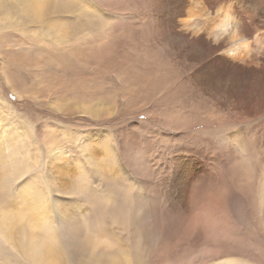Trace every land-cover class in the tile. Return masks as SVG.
Masks as SVG:
<instances>
[{"label":"rangeland","instance_id":"rangeland-1","mask_svg":"<svg viewBox=\"0 0 264 264\" xmlns=\"http://www.w3.org/2000/svg\"><path fill=\"white\" fill-rule=\"evenodd\" d=\"M99 2L103 7L96 0H77L88 12L59 9L53 15L58 17L57 28L65 26L64 39L31 25L25 26L30 35L8 24L1 29L2 131L13 144L19 140L18 149L27 142L45 161L49 149L55 156H70L76 177L91 178L92 183L97 178L85 158L93 157L96 147L111 151L113 178L132 191L130 200L121 201L114 211L111 246L103 250L105 256L119 260L115 264L129 257L130 264H181L200 247L219 249L213 261L264 264V217L255 216L249 199L237 190L246 175L250 173L254 181L264 167L263 143L257 140L255 126L264 120V111L250 119L233 116L222 95L236 89L218 83L219 72L230 68H223L205 37L194 38L181 25L194 18L191 23L208 30L219 22L224 5L235 0ZM229 74L231 78L232 69ZM222 128L227 133L221 135ZM228 135L240 139L245 149L229 143ZM89 142L92 148L87 147ZM226 146L236 150L231 165ZM6 150L1 149V155ZM174 158H183L177 175L169 174ZM213 171L223 173L231 190L227 205L236 221L231 238L178 239L170 203L179 198L186 202L192 179ZM188 177L189 181L182 180ZM29 186L39 187L28 177L0 190V202L19 204ZM65 203L69 207L54 213L58 219L79 210V201ZM177 207L184 204L173 210Z\"/></svg>","mask_w":264,"mask_h":264},{"label":"clouds","instance_id":"clouds-1","mask_svg":"<svg viewBox=\"0 0 264 264\" xmlns=\"http://www.w3.org/2000/svg\"><path fill=\"white\" fill-rule=\"evenodd\" d=\"M227 131L222 128L220 134ZM17 142L0 156V190L28 177L39 187L15 206L0 202V249L5 254L0 264H105L102 246L112 238L114 211L121 201L130 200L132 191L113 178L107 157L88 156L86 164L97 182L72 178L81 182L83 195L69 196L67 186L72 179L65 182L49 174L51 155L45 161L27 142L19 149ZM36 159L39 163L33 164ZM237 190L249 199L255 216L264 217V167L254 181L250 173L246 175ZM230 195L222 172L193 178L185 206L171 217L178 239H230L236 228L227 205ZM65 200L79 201V210L58 219L54 213L69 207ZM216 255L219 249L200 247L181 264H246L232 259L213 261L211 257Z\"/></svg>","mask_w":264,"mask_h":264},{"label":"bare ground","instance_id":"bare-ground-1","mask_svg":"<svg viewBox=\"0 0 264 264\" xmlns=\"http://www.w3.org/2000/svg\"><path fill=\"white\" fill-rule=\"evenodd\" d=\"M184 1L188 4H194V2L196 4L199 0H183V3ZM42 2L44 4L51 5V8L48 11L50 15L53 16L59 9H73L71 7L61 8L60 5L77 3V0H42ZM39 5L40 0H0V35L4 34L1 29H4L6 24H8V27L14 26L15 29L21 33H25V35H30L31 30L26 29L25 26L28 27L31 25L29 28L36 26L37 28H42L44 30H42L43 32L51 30L56 32L55 34L58 35V37L64 39L67 36L66 32L63 33L65 31V26H63L64 28L61 27L64 30L62 31V29L57 28V23L54 19L45 18L41 21H35L33 17L29 15V13L34 12ZM238 5L240 6V11L239 13H236ZM222 12V17L220 18L219 22L208 30L202 29V25L199 23H191L194 18L191 20L188 19L190 23L185 21L181 25H183L185 29L187 27L192 37L195 38L197 35L201 38L205 37L206 42L212 43L211 45L209 43V46H212L210 49H213L214 52L216 51L217 55H220V58L223 61V68H230L233 70V75L231 78H229L230 69L228 72H225L223 69V71L219 72L221 80H219L218 83L223 85V88H227V86H233L236 89L235 93L226 94V96L222 95L223 100L225 101L224 103L226 106L232 108L230 109L232 110V114L236 119H250L252 116H257L261 113V111H264V0H235L233 4L230 3L226 6L224 5ZM190 14L191 17L194 15L193 13ZM68 28L69 27H67V29ZM199 73L200 74L195 75V78L198 80L201 78V72ZM205 83H207V81ZM255 126L258 128L257 140H260L263 143L264 148V120ZM259 126L262 128L260 129ZM2 129L4 128L0 125V156H2L1 149H8L13 145L11 136L6 135ZM237 133L238 132L236 131L235 136H237ZM228 142L240 150L245 149V146L241 144V141L238 138L235 139L228 135ZM88 145L92 148V143L89 142L87 147H89ZM100 149L96 147L94 153H92V156L96 159H99L102 156L108 158L111 151H106L102 148L101 152ZM226 150L228 151L225 157L227 158L229 164H233L235 159H237L235 155L236 150L233 147L229 148L228 146H226ZM49 154H51V165L49 167L51 170L50 174H52V176L57 177L61 181L67 182L78 175L77 168L75 167L76 164L74 165L73 162L71 163L68 159L70 156L68 158L66 154L60 157L55 156L50 149ZM182 159L183 158H174L172 160L170 163L172 167L169 171V174H179L177 166L182 162ZM232 178L234 179V177ZM169 180L171 182L170 178ZM182 180L189 181V177L183 178ZM172 182L174 183V180ZM35 188L36 187L29 186L30 190H27L34 193L36 191ZM24 199V197L21 198L20 196L18 199L19 203H21ZM179 199H177V201L173 204L170 203L171 210L174 213L179 209L177 207L175 211L173 210L177 204H180L181 206L184 204L185 206V201H180ZM110 246V241H108L107 244L102 247L103 250H105V248ZM103 256L106 260V264H115L117 261H119L117 258H115V256L111 258L110 256H105L104 253ZM129 258H123V260L121 259L120 262L122 261V264H130L131 262Z\"/></svg>","mask_w":264,"mask_h":264},{"label":"snow or ice","instance_id":"snow-or-ice-1","mask_svg":"<svg viewBox=\"0 0 264 264\" xmlns=\"http://www.w3.org/2000/svg\"><path fill=\"white\" fill-rule=\"evenodd\" d=\"M97 5L99 7H103V5L99 2V0H96ZM61 8H67L71 7L73 9L81 8L82 11L88 12L87 9H83L81 4L77 3H70L67 5H60ZM51 8L50 4H44L42 0H40V5L36 8V10L32 13H29L33 17L35 21H41L45 18L48 19H57L58 17L51 16L49 13V9ZM93 9V8H92ZM89 16H93L95 18V12H90ZM139 171V169H137ZM67 195L69 196H81L83 195V187L81 182L78 179H72L70 184L67 186Z\"/></svg>","mask_w":264,"mask_h":264}]
</instances>
